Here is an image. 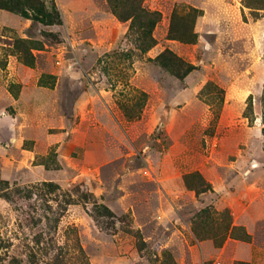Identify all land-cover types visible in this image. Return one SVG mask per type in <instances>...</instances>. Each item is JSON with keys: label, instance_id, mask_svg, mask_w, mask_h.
Wrapping results in <instances>:
<instances>
[{"label": "rangeland", "instance_id": "374dc122", "mask_svg": "<svg viewBox=\"0 0 264 264\" xmlns=\"http://www.w3.org/2000/svg\"><path fill=\"white\" fill-rule=\"evenodd\" d=\"M142 3L0 0V264H264L263 0Z\"/></svg>", "mask_w": 264, "mask_h": 264}, {"label": "trees", "instance_id": "16d2710c", "mask_svg": "<svg viewBox=\"0 0 264 264\" xmlns=\"http://www.w3.org/2000/svg\"><path fill=\"white\" fill-rule=\"evenodd\" d=\"M113 12L122 19L131 18L130 28L137 30L140 37L141 45L149 48L155 42L152 35V28L158 20V11L146 8L142 0H108ZM264 5V0H263ZM51 15V14H49ZM170 34L172 36L183 38L187 41H192L195 38L193 31L184 29L178 30L170 27ZM161 63L172 70L176 76H184L188 73L192 65L185 62L182 58L173 54L169 50H165L157 56ZM195 179V182L192 181ZM184 182L187 187L194 188L197 192H204L211 189V186L202 178L198 172L188 173L184 176ZM212 219V211L209 209H202L198 216Z\"/></svg>", "mask_w": 264, "mask_h": 264}]
</instances>
